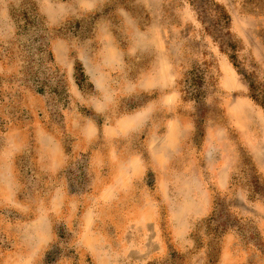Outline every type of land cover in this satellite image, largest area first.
I'll return each instance as SVG.
<instances>
[{
    "label": "rangeland",
    "instance_id": "rangeland-1",
    "mask_svg": "<svg viewBox=\"0 0 264 264\" xmlns=\"http://www.w3.org/2000/svg\"><path fill=\"white\" fill-rule=\"evenodd\" d=\"M0 264H264V0H0Z\"/></svg>",
    "mask_w": 264,
    "mask_h": 264
}]
</instances>
